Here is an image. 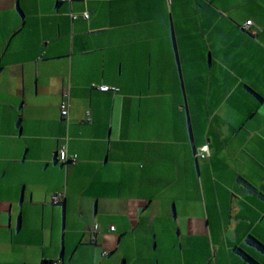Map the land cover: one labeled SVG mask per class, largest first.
Returning <instances> with one entry per match:
<instances>
[{"label":"crops","instance_id":"1","mask_svg":"<svg viewBox=\"0 0 264 264\" xmlns=\"http://www.w3.org/2000/svg\"><path fill=\"white\" fill-rule=\"evenodd\" d=\"M0 264H264V0H0Z\"/></svg>","mask_w":264,"mask_h":264},{"label":"built area","instance_id":"2","mask_svg":"<svg viewBox=\"0 0 264 264\" xmlns=\"http://www.w3.org/2000/svg\"><path fill=\"white\" fill-rule=\"evenodd\" d=\"M86 16L87 15L85 14L82 17L87 18ZM250 26H251V22L248 21L247 23H245L243 29H248ZM110 89L111 90H116L115 88H109L107 86H100L99 87V90L100 91H103V92L109 91ZM66 95L67 94L64 93L63 96L66 97ZM67 108H68V105H67V103L65 101L60 104V108L59 109H60V112H61V115L62 116H66L67 115ZM86 116H87V118H86L87 121H89L90 120L89 114L86 113ZM58 148L59 149H58V152H57V155H56V159L58 160V162L65 163L67 161H69V162L75 161L76 157L74 155L69 156L67 154V152H66V149H65V146L64 145H62L61 147H58ZM208 153H209L208 148H207V146L204 145L202 147H198L196 149V153L195 154H196V157L206 158V157H208ZM58 200H59V196H56V197L53 198L52 201L54 203H56ZM96 228H97V226L95 225L92 228L93 231H96L95 230ZM112 229H113V227L110 228V230H112Z\"/></svg>","mask_w":264,"mask_h":264},{"label":"trees","instance_id":"3","mask_svg":"<svg viewBox=\"0 0 264 264\" xmlns=\"http://www.w3.org/2000/svg\"><path fill=\"white\" fill-rule=\"evenodd\" d=\"M65 98H66V97H65ZM64 101H65V102L67 103V105H68L67 100H64ZM64 101H62V102H64ZM62 102H61V103H62ZM61 103H60V104H61ZM59 108H60V105H59ZM59 108H58V109H59ZM59 110H60V109H59ZM60 115H61V112H60ZM67 116H68V109H67V115H66V116H62V115H61V117H62V118H67ZM196 149H197V148H196ZM196 149L194 150L195 153H196ZM195 153H194V154H195ZM195 157H196V154H195ZM196 158L199 159L200 157H196ZM200 159H201V158H200ZM56 160H57V159H56ZM57 162H58V160H57ZM68 162H69V161H67V162H65V163H68ZM60 163H61V162H60ZM62 164H64V163H62ZM96 226H97V225H96ZM97 228H98V227H97ZM110 228H111V227H110ZM113 229H114V227H113ZM113 229H112V230L109 229V231H113ZM95 230H96V229H95ZM93 234H94V232H93ZM44 263H46V261H44Z\"/></svg>","mask_w":264,"mask_h":264}]
</instances>
